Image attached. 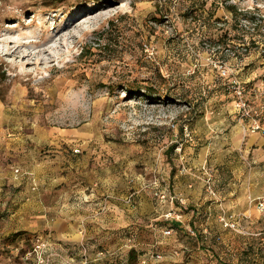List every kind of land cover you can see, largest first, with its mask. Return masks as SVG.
Here are the masks:
<instances>
[{
    "label": "rangeland",
    "instance_id": "obj_1",
    "mask_svg": "<svg viewBox=\"0 0 264 264\" xmlns=\"http://www.w3.org/2000/svg\"><path fill=\"white\" fill-rule=\"evenodd\" d=\"M263 141L264 0H0V150L23 170L3 187L0 264H34L62 204L85 223L103 193L122 224L110 240L84 231L43 257L264 264ZM220 204L229 221L246 207L244 232ZM169 209L194 236L157 218Z\"/></svg>",
    "mask_w": 264,
    "mask_h": 264
},
{
    "label": "crops",
    "instance_id": "obj_2",
    "mask_svg": "<svg viewBox=\"0 0 264 264\" xmlns=\"http://www.w3.org/2000/svg\"><path fill=\"white\" fill-rule=\"evenodd\" d=\"M3 139V137H2ZM264 143V141H263ZM10 155L9 154H5L3 151L0 150V222L3 221L2 223H0V236L1 235H9L10 232L12 230V227L14 226V224L9 223L8 225L5 224V220L14 217V214L10 211V205L12 204V198L10 196H6L5 195V191L3 189V187L5 185L9 186V185H14L17 181V176H15L13 174V170L14 169H19L21 170L19 167L14 165V162L10 161V159L8 158ZM23 171V170H21ZM27 172V171H24ZM29 172V171H28ZM31 174V172H29ZM38 176L41 179H46L44 177V173L42 174H38ZM24 179L23 177L19 178L18 180H22ZM64 188V187H63ZM66 195V189L65 192L63 193L62 191H57L56 193V197H60V198H64ZM103 195L105 196L103 201L99 202L100 205L103 206V209H99L97 211V213H93L90 214L88 218V220L85 223H81L76 222V221H68L67 219L69 218V214H66V211L64 210V207H66V204H62V207L60 209V211L58 212L59 214H57V222L52 223V226H49V224L47 222H45L44 224V229H48L49 231H53V234L50 235L53 239H51L52 241L54 240L57 243V246H54L53 244L48 243V245L50 246V249H52L53 247H55L56 249H61L62 252L65 251V247L71 246L72 244L78 243L81 240H75L74 239L80 238L82 233L85 231V236L89 239V238H94V239H100L101 237H103V239H107L108 241L110 240V237L112 236V231L113 229H118L119 226H121L122 224L119 222H114L113 223V213H117V211H111V207H114L112 204L113 202L110 201V195H106L105 193H103ZM240 197V196H238ZM241 198V197H240ZM99 201V197L94 196V200ZM102 199V198H101ZM244 198H241L239 200V202L244 203ZM116 204H118L119 206H121L120 202H114ZM66 205V206H65ZM223 210L224 211V207L222 206V204L219 205V210ZM171 210V209H169ZM244 212L242 214H240L239 217H236L239 224H241V228L244 232V226H243V220L244 219H249L248 215L246 214L248 211L246 210V207L243 209ZM251 210V209H250ZM65 212V213H62ZM101 211V213L99 212ZM176 211V210H174ZM3 213H6V215H3ZM250 213V211H249ZM165 214V213H164ZM163 214V215H164ZM162 216L157 217L158 219L163 218ZM222 215V214H221ZM220 215V216H221ZM257 215L256 212H254V210H251V217L255 218V216ZM219 216V218H220ZM4 217V218H3ZM235 218V219H236ZM153 220V219H152ZM151 220V222H152ZM157 220V219H156ZM165 220V219H164ZM166 221V220H165ZM123 223H125L123 221ZM136 223H143V221L138 220L136 221ZM148 224L150 222H147ZM175 224H182V228L184 229V233L190 235V236H194V232L191 230L189 224L185 225L184 223L181 222V220L179 222H174ZM150 225V224H149ZM152 226V225H150ZM7 233V234H4ZM56 238H55V237ZM41 237V236H40ZM49 238V237H46ZM45 239V237H44ZM80 240V241H79ZM53 241V242H54Z\"/></svg>",
    "mask_w": 264,
    "mask_h": 264
},
{
    "label": "built area",
    "instance_id": "obj_3",
    "mask_svg": "<svg viewBox=\"0 0 264 264\" xmlns=\"http://www.w3.org/2000/svg\"><path fill=\"white\" fill-rule=\"evenodd\" d=\"M220 71H222L224 74H226L225 70L221 69ZM13 173L15 175L19 174V171L17 169L13 170ZM153 197L156 198L159 203L161 204H166L168 203L169 205H172L173 200L175 199L174 197H170L166 194H164V192H159L156 190V192H154ZM258 207L260 210H264V199L261 200V202L258 203ZM222 211V217L220 218V221L223 223V225L229 229H231L232 231L236 232V233H242V228L238 222L237 219H233L231 218V221H229L230 218L225 217L224 216V211ZM163 218L166 221H170V222H179L181 220V215L177 213V211L174 210H169L167 211V213H165L163 215ZM165 236L170 234V231H165L163 233ZM83 245V244H81ZM50 246L48 245V243L41 239L40 237H36V240L34 241V245L32 247V250L30 252H27L24 254L23 256V260L24 261H28V260H32L31 257L32 256H38L35 259L34 264H52V261L50 262L49 257H43V253H48L50 251ZM82 250L85 252V247L82 246ZM103 256L102 252H99L97 254V258ZM77 264H89L87 262L86 259H83L82 261H79Z\"/></svg>",
    "mask_w": 264,
    "mask_h": 264
},
{
    "label": "bare ground",
    "instance_id": "obj_4",
    "mask_svg": "<svg viewBox=\"0 0 264 264\" xmlns=\"http://www.w3.org/2000/svg\"><path fill=\"white\" fill-rule=\"evenodd\" d=\"M76 17H78V16H76ZM21 71H22V70H21ZM19 74H23V73L20 72Z\"/></svg>",
    "mask_w": 264,
    "mask_h": 264
},
{
    "label": "trees",
    "instance_id": "obj_5",
    "mask_svg": "<svg viewBox=\"0 0 264 264\" xmlns=\"http://www.w3.org/2000/svg\"><path fill=\"white\" fill-rule=\"evenodd\" d=\"M227 9H230V8H227Z\"/></svg>",
    "mask_w": 264,
    "mask_h": 264
}]
</instances>
